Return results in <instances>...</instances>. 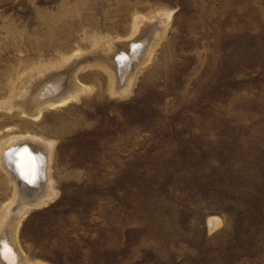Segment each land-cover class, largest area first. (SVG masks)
Returning a JSON list of instances; mask_svg holds the SVG:
<instances>
[{
	"label": "rangeland",
	"instance_id": "374dc122",
	"mask_svg": "<svg viewBox=\"0 0 264 264\" xmlns=\"http://www.w3.org/2000/svg\"><path fill=\"white\" fill-rule=\"evenodd\" d=\"M46 78L79 96L33 119L51 98L14 101ZM26 136L53 144L55 195L16 228ZM0 157L17 264H264V0H0Z\"/></svg>",
	"mask_w": 264,
	"mask_h": 264
},
{
	"label": "bare ground",
	"instance_id": "6f19581e",
	"mask_svg": "<svg viewBox=\"0 0 264 264\" xmlns=\"http://www.w3.org/2000/svg\"><path fill=\"white\" fill-rule=\"evenodd\" d=\"M169 15H170V12H164L161 14V19L162 21L163 20H168L169 18ZM138 20H134V23H133V28H132V32H131V35H130V39L136 34L139 35V25H138ZM167 23V22H166ZM164 24V23H163ZM168 24V23H167ZM167 24L165 26H167ZM163 26V27H165ZM149 27V26H148ZM146 29V28H145ZM162 30V29H160ZM141 33V31H140ZM156 33V32H155ZM158 33V32H157ZM135 35V36H136ZM157 36V34H156ZM138 37V36H137ZM155 37V35H154ZM158 38V37H157ZM155 37V39H157ZM146 39V38H145ZM148 39V38H147ZM150 39V38H149ZM132 40V39H131ZM144 40V38H143ZM152 40V39H151ZM154 40V38H153ZM134 41V40H132ZM140 41V40H139ZM137 43V42H136ZM131 43H129L130 45ZM134 44V43H133ZM139 44V43H138ZM150 44V43H149ZM128 46V44H127ZM145 47V46H144ZM153 47V45H152ZM151 48V47H150ZM129 49V48H128ZM146 49V48H145ZM144 49V50H145ZM147 49H149L147 47ZM110 50V49H109ZM117 51V50H116ZM115 51V52H116ZM140 48L137 49V50H134L132 52H128V56H126V58L128 57L131 61H136V58L138 56H140ZM120 52V51H119ZM125 52V51H124ZM142 52V51H140ZM145 52V51H144ZM150 52H151V49H150ZM109 53V52H108ZM123 53V51H122ZM143 53V52H142ZM118 54V53H117ZM126 54V53H125ZM77 55V54H76ZM116 55V54H115ZM114 55V56H115ZM144 55V54H143ZM146 55V53H145ZM102 56L98 55V56H95L94 58L98 61H104L106 59L104 58H101ZM113 57V56H112ZM140 58V57H139ZM123 59V58H122ZM72 62V61H71ZM116 62H118L117 60H114L112 61V65L113 64H116ZM124 62V61H123ZM79 62L75 63L74 65L77 66ZM126 63V62H125ZM139 64H141L139 61H138ZM67 64V62H66ZM106 64V63H105ZM122 64V63H121ZM136 64V63H135ZM142 64H143V61H142ZM141 64V65H142ZM123 65V64H122ZM121 65V66H122ZM127 65V64H126ZM138 65V64H137ZM136 65V66H137ZM120 66V65H119ZM130 67L132 65H129ZM82 67V66H81ZM84 67V66H83ZM124 67V66H123ZM64 68V67H63ZM68 68V67H67ZM78 68V67H76ZM113 68V67H112ZM141 68V67H140ZM54 69V68H53ZM135 69V66L133 68V70L131 71H134ZM56 70V69H55ZM73 70V69H72ZM77 70H80V69H77ZM117 70V69H115ZM128 70H130L128 68ZM139 70V69H138ZM42 71V70H41ZM53 71V70H52ZM109 71H110V68H109ZM119 71V70H118ZM122 71V70H121ZM50 72V71H49ZM67 72V71H66ZM125 72V71H124ZM137 72V71H136ZM48 73V72H47ZM115 74H117V72H114ZM120 73V71H119ZM114 74V75H115ZM40 75V73H39ZM60 75V74H58ZM65 75V74H64ZM113 75V76H114ZM123 74H121L122 76ZM126 75H129L128 72H125L124 76ZM132 74H130L127 78H124L123 76V80L125 83L123 85V87L121 88L120 92L123 93V94H126L128 93L129 91V82L131 81L130 80V77H131ZM43 77V75H41ZM54 76V75H53ZM56 76V75H55ZM61 76V75H60ZM66 76V75H65ZM70 76V75H69ZM110 76H111V72H110ZM118 76V75H117ZM52 77V76H51ZM58 77V76H57ZM63 77V75L61 76ZM71 77V76H70ZM69 77V78H70ZM112 77V76H111ZM134 77V76H133ZM44 78V77H43ZM53 78V77H52ZM32 79V78H31ZM49 79V78H48ZM46 78V80H48ZM59 79V78H58ZM64 79V78H63ZM120 79V78H118ZM41 80V79H40ZM49 81V80H48ZM47 83L50 84L51 81H49ZM73 81V80H72ZM120 81V80H119ZM120 81V82H122ZM42 82V81H41ZM44 82V81H43ZM42 86L41 89H38L39 91L36 93L35 96H32V92H28L26 94V96L23 98L21 97V99L23 98V100L19 101L17 103V106H19L20 108H22L20 106V104H23L25 103L27 100H31V101H36V100H40L43 101L44 99L47 100V98H51V99H48L47 102H42V104L36 108V109H33L32 107H25L26 105H24V110L23 112H25V114L29 115L31 118L33 119H38L42 112L45 110V108H48V109H53V108H57V107H61V106H64L65 104H67L68 102H70L71 100L73 99H77L78 96H79V92L77 93L76 90H73V91H66L67 89V86H66V83L65 81L63 82L62 80L60 82H55V83H52V84H47ZM132 83V82H131ZM77 84V83H76ZM114 84V82H113ZM32 85V84H31ZM43 85V84H42ZM79 85V84H78ZM26 86V85H25ZM35 86V85H34ZM115 86V85H114ZM113 86V87H114ZM30 87V86H29ZM35 88V87H33ZM39 88H40V85H39ZM115 89V87H114ZM33 90V89H32ZM72 90V89H71ZM117 90V89H115ZM21 91V90H20ZM23 91V89H22ZM81 92V91H80ZM23 93V92H22ZM34 93V92H33ZM118 95V94H117ZM120 95V94H119ZM127 95V94H126ZM24 96V94H23ZM27 104V103H26ZM33 104V103H32ZM31 106V105H30ZM34 107V106H33ZM22 111V110H21ZM22 112V113H23ZM20 142L18 144H16L15 146H13V148L10 150V152L8 153V157L6 158V162L7 163V159L8 161H13L10 159V153L12 152V150H14L15 148H17L18 146L24 144V143H28V145H30V151H32L34 153L33 155V159H29L27 158L28 155L26 154H23V152H20L19 154L16 153L17 155V159L15 160V163H14V166L11 164L10 162V167L9 169L7 170V167L5 168L4 167V170L8 173V171L11 172V175H12V178H13V184H14V195L15 197H17V199H13L11 201L10 204H14L12 202H15L17 205H16V211H18V219L16 220V228H17V225L19 223V220L25 215V213L27 212V210H29L30 208H35V207H40L42 205H44L45 203H47V201L51 200L52 197H54L55 195V191L52 189V181H51V178H50V168H49V164H50V161H51V150H52V143L50 142H44L40 139H37V138H33V137H29V136H26V137H20V138H17V139H14L13 142L16 143V141H19ZM13 143V144H14ZM15 147V148H14ZM7 150V149H6ZM5 155V154H4ZM7 155V153H6ZM1 159V157H0ZM2 161V160H0ZM3 164V163H2ZM7 166V165H6ZM35 172L38 173V178H37V181L33 182V179L35 178ZM16 173V174H15ZM10 174V173H9ZM8 174V175H9ZM16 177H20L21 180H24L26 181L28 184H33L32 185V188H30V190L28 191H25L26 194H24L22 192V190L18 189V185H17V181H16ZM11 181V180H10ZM17 182V183H16ZM33 182V183H32ZM9 203H8V206H6V211H4V214L2 216V219L4 217V215L6 216L7 213L9 212V208L11 206H9ZM14 207V205H13ZM15 213V212H14ZM2 225V224H1ZM15 225V224H14ZM209 225L211 226L210 228H212L213 226L216 225V221L214 219H211L210 222H209ZM9 230V229H8ZM9 235V234H8ZM8 237V236H6ZM7 241V239H5ZM4 241V242H6ZM8 243V242H7ZM14 252V255L16 256V259H12L11 255H10V252ZM0 256H1V259H3L2 261L0 260V264H17L19 262V257L17 255V253H15V248L12 246L11 243H8V245H6L5 247H0ZM16 260V261H15Z\"/></svg>",
	"mask_w": 264,
	"mask_h": 264
},
{
	"label": "water",
	"instance_id": "95a60500",
	"mask_svg": "<svg viewBox=\"0 0 264 264\" xmlns=\"http://www.w3.org/2000/svg\"><path fill=\"white\" fill-rule=\"evenodd\" d=\"M127 44V43H126ZM126 44H124V45H115V47H114V49L112 50V52H110V53H108V54H106V55H102V57L101 58H105V57H107V55H110L111 53H113V51H115V49L116 48H118L119 47V49L120 48H125L124 46L126 45ZM141 47V45H139V44H134V45H132V46H130L129 47V49H128V51L129 52H132V51H134V50H137V49H139ZM95 53V55H93ZM94 53H92L90 56H81L80 58H78V59H75V60H73V62H74V64L75 63H77V62H81V64H83L85 61H87V62H85V63H88L89 62V60H93L94 62H97L98 63V61L94 58L95 56H98V55H100V53L98 52V51H96V52H94ZM114 57H116V56H114ZM118 58V57H117ZM120 58H123L122 60H127V59H125L124 57H119V59ZM113 60H115V58H113ZM106 65H107V63H106ZM19 101H18V99H16L15 101H14V104H17ZM15 106V105H14ZM23 111H25V110H23ZM22 111V112H23ZM30 145H28V143H24V144H22V145H20V146H18L17 148H15L14 150H12V152L10 153V159L11 160H13V161H10L11 162V164L14 166V163H15V160L17 159V155H16V153H20V152H23V154H26V155H28L27 156V158H28V160L31 158V159H33V155H34V153L32 152V151H30V147H29ZM16 174V173H15ZM35 178L33 179V182L35 181H37V178H38V173L37 172H35ZM17 179H16V181L18 182H16L17 183V185H18V189H20V190H22V192L24 193V194H26V192L25 191H28V190H30V188H32V185L34 184L33 182V184H28L26 181H24V180H21V178L20 177H16ZM3 233H1L0 235H2ZM2 247H5L6 245L4 244V243H2V244H0ZM10 255H11V257H12V259H16V256L14 255V252H10ZM17 260V259H16ZM15 260V261H16Z\"/></svg>",
	"mask_w": 264,
	"mask_h": 264
}]
</instances>
